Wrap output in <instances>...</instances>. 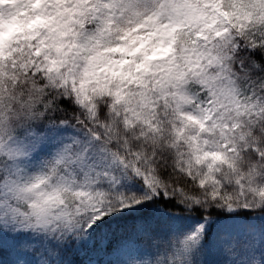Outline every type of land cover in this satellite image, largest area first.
I'll return each instance as SVG.
<instances>
[{
  "label": "snow or ice",
  "instance_id": "snow-or-ice-1",
  "mask_svg": "<svg viewBox=\"0 0 264 264\" xmlns=\"http://www.w3.org/2000/svg\"><path fill=\"white\" fill-rule=\"evenodd\" d=\"M0 264H264V0H0Z\"/></svg>",
  "mask_w": 264,
  "mask_h": 264
}]
</instances>
